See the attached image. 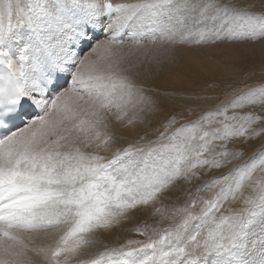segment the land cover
Listing matches in <instances>:
<instances>
[{
  "label": "snow or ice",
  "instance_id": "obj_1",
  "mask_svg": "<svg viewBox=\"0 0 264 264\" xmlns=\"http://www.w3.org/2000/svg\"><path fill=\"white\" fill-rule=\"evenodd\" d=\"M0 264H264V0H0Z\"/></svg>",
  "mask_w": 264,
  "mask_h": 264
},
{
  "label": "rangeland",
  "instance_id": "obj_2",
  "mask_svg": "<svg viewBox=\"0 0 264 264\" xmlns=\"http://www.w3.org/2000/svg\"><path fill=\"white\" fill-rule=\"evenodd\" d=\"M259 45V44H258ZM223 47V46H222ZM240 48H247L249 47L248 45H240L238 46ZM209 51H212L211 49ZM260 57L257 56L256 60L254 63H248L247 61H243V63L248 67V68H252L255 73H256V77L259 76V72H260ZM193 79L191 81L190 84L186 85L187 87L190 88H197L200 86H203L204 84H206L208 81H210L213 77L212 74L210 72H205L199 68H193ZM254 77V78H256ZM155 86H159L162 89L163 88H169L172 89L174 87H179V85H177L170 77H162L161 79L157 80L155 82ZM169 111H174V110H178V108H169ZM158 120L154 122L153 126L155 127L158 124Z\"/></svg>",
  "mask_w": 264,
  "mask_h": 264
},
{
  "label": "bare ground",
  "instance_id": "obj_3",
  "mask_svg": "<svg viewBox=\"0 0 264 264\" xmlns=\"http://www.w3.org/2000/svg\"><path fill=\"white\" fill-rule=\"evenodd\" d=\"M259 46H260V45H256L257 48H259ZM205 72H206V71H205ZM153 127H154V126H153ZM127 135H129V137L132 138V139L135 138V136H134L133 134H131V133H128Z\"/></svg>",
  "mask_w": 264,
  "mask_h": 264
}]
</instances>
